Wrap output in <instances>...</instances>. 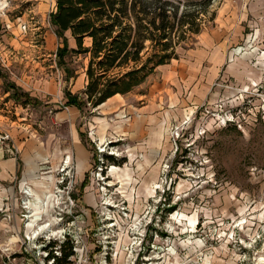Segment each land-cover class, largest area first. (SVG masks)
Here are the masks:
<instances>
[{
  "label": "rangeland",
  "instance_id": "1",
  "mask_svg": "<svg viewBox=\"0 0 264 264\" xmlns=\"http://www.w3.org/2000/svg\"><path fill=\"white\" fill-rule=\"evenodd\" d=\"M201 7L180 3L179 17L199 10L201 32L177 24L175 40L190 37L178 59L130 93L80 110L66 92L82 96L89 55L68 36L60 61L56 0H0V41H30L33 88L27 110H17L25 142L15 169L0 177V264H53L46 245L66 239L68 264H264V0ZM203 34L225 56L200 100L185 73ZM211 68L205 60V79ZM1 70L13 94L16 82Z\"/></svg>",
  "mask_w": 264,
  "mask_h": 264
},
{
  "label": "trees",
  "instance_id": "2",
  "mask_svg": "<svg viewBox=\"0 0 264 264\" xmlns=\"http://www.w3.org/2000/svg\"><path fill=\"white\" fill-rule=\"evenodd\" d=\"M182 1L198 0H56L50 21L56 35L65 40L57 56L62 62L69 52L67 31L78 46L73 51L89 55L87 84L82 96L66 92V105L80 110L98 107L116 94L130 93L159 66L179 58L178 46L190 37L177 35L175 40L177 24L181 27L190 24L194 34L201 32L195 23L198 9H185L178 16ZM211 3L212 0H201L200 10H206ZM86 37L91 38L90 46L84 45ZM11 87L17 99L29 102L28 93L14 84ZM69 241H50L45 247L46 258H52L53 264H68L74 255ZM55 249L60 253L56 254Z\"/></svg>",
  "mask_w": 264,
  "mask_h": 264
},
{
  "label": "crops",
  "instance_id": "3",
  "mask_svg": "<svg viewBox=\"0 0 264 264\" xmlns=\"http://www.w3.org/2000/svg\"><path fill=\"white\" fill-rule=\"evenodd\" d=\"M66 35L67 37L68 36L73 37L70 31H67ZM85 39H89L91 41V38L89 37H86ZM29 43L30 41H0V53L5 58H7L10 63L16 62L18 64L16 66V69L18 70V72L21 73V75H18L17 70H16V75H18L19 78H16V76H12L11 74H10V78H12L14 82H16L15 84L17 87H20L23 90V91L21 90L22 92L31 94L33 92V88L30 85L29 80L25 78L27 75L26 66H28L31 60V55H32V53H30L29 49L27 48V45ZM223 56H225V54L223 53L221 49V45L215 46V41H212L210 37L204 34L201 35L200 40L198 41L197 48L196 49L193 48L192 50V59L188 65L189 67L188 73L187 74L185 73V76H187L186 83L192 87L191 93L193 95L197 93L198 99L201 100L205 96L206 97L208 96L209 89L212 85V81L218 70V65H220L221 60L223 59ZM205 60H209L212 64V68H211L212 77L209 76L206 79L204 76L201 75L202 66ZM168 64H165V65H168ZM161 66H164V65H161ZM1 69L2 68L0 67V123H3L9 127L12 133V136L15 139L16 144L17 142L24 143L25 140H24L23 129L14 127V124L18 122L20 116L22 117L24 116V115H20L24 113H20L17 110L19 108H22L23 110H27L26 105H28V102H24L22 99H17L14 96V94L11 93L10 89L5 87L4 81L2 79V74L5 72L2 71ZM185 70L186 69H184V71ZM167 72L168 73L165 74L167 78L168 77L171 78L174 74L172 69L171 70L168 69ZM26 83H28L29 86H27ZM193 84H196V86L193 87ZM116 96H122V94H116L113 97H116ZM113 97L109 98L108 100L112 99ZM108 100L104 102L103 104H101L100 106L106 104ZM22 117H20V119H24V117L23 118ZM134 123H137L136 120L128 124L127 127L129 128V130L131 129L133 130L135 126ZM109 124H110L109 122H106V124L101 125L100 129L103 133L107 132ZM119 127H121V125H119ZM158 142L159 140H157V145H158ZM155 152H156V149L154 153ZM15 159L16 158L11 153L7 152L5 149L0 147V177L1 178L5 179L11 176L13 169H15ZM33 167L34 166L32 165L31 161L28 160V168H27L29 170L28 173L29 174L32 173L35 175L34 177H36V170Z\"/></svg>",
  "mask_w": 264,
  "mask_h": 264
},
{
  "label": "built area",
  "instance_id": "4",
  "mask_svg": "<svg viewBox=\"0 0 264 264\" xmlns=\"http://www.w3.org/2000/svg\"><path fill=\"white\" fill-rule=\"evenodd\" d=\"M0 67L2 69H5L12 76H16V78H19L18 75H16V73L13 71L9 60L5 58L1 53ZM26 84L27 86H29L28 83ZM0 147L11 153L15 158L20 154V149L16 144L9 127L3 123H0ZM83 264H86V262L84 261Z\"/></svg>",
  "mask_w": 264,
  "mask_h": 264
},
{
  "label": "bare ground",
  "instance_id": "5",
  "mask_svg": "<svg viewBox=\"0 0 264 264\" xmlns=\"http://www.w3.org/2000/svg\"><path fill=\"white\" fill-rule=\"evenodd\" d=\"M67 162V161H66ZM32 192H33V190H32Z\"/></svg>",
  "mask_w": 264,
  "mask_h": 264
}]
</instances>
